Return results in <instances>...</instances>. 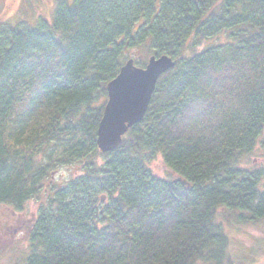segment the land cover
Returning a JSON list of instances; mask_svg holds the SVG:
<instances>
[{"label": "trees", "instance_id": "obj_1", "mask_svg": "<svg viewBox=\"0 0 264 264\" xmlns=\"http://www.w3.org/2000/svg\"><path fill=\"white\" fill-rule=\"evenodd\" d=\"M162 54L175 65L144 118L102 152L108 83ZM263 134L264 0H56L51 19H0V204L45 194L25 264H243L219 216L264 221V170L241 166ZM159 154L175 177L153 173ZM68 165L81 173L47 191Z\"/></svg>", "mask_w": 264, "mask_h": 264}, {"label": "rangeland", "instance_id": "obj_2", "mask_svg": "<svg viewBox=\"0 0 264 264\" xmlns=\"http://www.w3.org/2000/svg\"><path fill=\"white\" fill-rule=\"evenodd\" d=\"M55 3L56 0H0V19L11 22L22 19L34 22L38 17L51 19ZM228 41L230 38L224 32L206 41V45L224 44ZM139 54L140 52L136 51L128 53L136 58ZM149 166L159 177L176 176L160 154ZM241 166L264 170V134L260 137L255 151L242 160ZM80 173V165L55 168L45 184V189L49 191L48 188L60 186ZM262 185L264 186V178ZM43 195L44 192L40 194L39 199L29 200L20 211L10 205L0 204V264H25V256L30 250L28 232L33 226L40 203L45 200ZM223 214L220 213L219 220L224 223L225 230L230 235L229 251L233 259L238 261L242 258L243 264H264V221L241 222L232 214L230 222H226Z\"/></svg>", "mask_w": 264, "mask_h": 264}, {"label": "water", "instance_id": "obj_3", "mask_svg": "<svg viewBox=\"0 0 264 264\" xmlns=\"http://www.w3.org/2000/svg\"><path fill=\"white\" fill-rule=\"evenodd\" d=\"M175 65L167 55H152L145 67L130 58L107 85L108 101L98 127V146L102 152L116 149L127 131L144 118L158 79Z\"/></svg>", "mask_w": 264, "mask_h": 264}, {"label": "bare ground", "instance_id": "obj_4", "mask_svg": "<svg viewBox=\"0 0 264 264\" xmlns=\"http://www.w3.org/2000/svg\"><path fill=\"white\" fill-rule=\"evenodd\" d=\"M151 56H152V55H151ZM151 56H149V58H150ZM149 58H148V59H149ZM156 86H157V85H156Z\"/></svg>", "mask_w": 264, "mask_h": 264}]
</instances>
